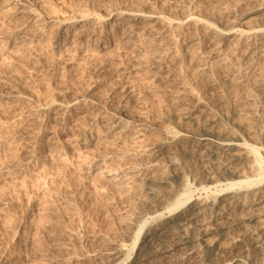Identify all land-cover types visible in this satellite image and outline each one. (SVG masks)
<instances>
[{
	"label": "rangeland",
	"instance_id": "obj_1",
	"mask_svg": "<svg viewBox=\"0 0 264 264\" xmlns=\"http://www.w3.org/2000/svg\"><path fill=\"white\" fill-rule=\"evenodd\" d=\"M123 123L140 130L119 138ZM203 124L264 159V0H0V264H109L116 244L132 251L153 175L179 168L184 186L172 178L157 192L199 203L264 175L251 157L193 146ZM148 161L143 177L115 184ZM262 213L208 216L205 238L225 251L200 264L264 262L252 241ZM156 246L146 264L178 253Z\"/></svg>",
	"mask_w": 264,
	"mask_h": 264
},
{
	"label": "bare ground",
	"instance_id": "obj_2",
	"mask_svg": "<svg viewBox=\"0 0 264 264\" xmlns=\"http://www.w3.org/2000/svg\"><path fill=\"white\" fill-rule=\"evenodd\" d=\"M204 122H206L205 119H204ZM205 124H203L205 128L204 127L201 128L202 130L200 129L201 131H199L198 134H195V135L191 134L192 136L189 135V137L192 138L193 146L196 145L197 148L198 147L204 148L206 150L205 152L207 153V155L211 158H216L218 157V155L224 154L226 156L227 161L229 162H232L234 160L237 161V159L238 161L239 160L244 161L251 157L253 164L255 166H257L260 169H264L262 168L264 167V159L262 158L260 148L258 146H255V145L241 146L239 145L238 141L235 139L234 140L229 139L225 137L226 135L223 136L217 133L218 131L217 132L210 131L211 130L210 127H209L210 128L209 130H208V127L206 129L207 124L206 125ZM138 130L140 129H137L136 127H130L128 123L127 124L125 123L124 125L121 126L119 130L120 132L119 138H122L125 140L132 139L135 136V134H137ZM187 134L183 133L182 135L187 136ZM163 146L164 144H160L159 146H156L157 147L156 150L154 149L153 150L156 153L160 151L162 152ZM235 149H238L239 151H236ZM168 164L171 166L174 164L173 158L168 159ZM144 165L146 166L145 167L143 166L140 168L139 167L135 168V166L134 167L131 166L130 168H127L124 172L120 173V177L116 179L117 182L115 184L119 187L120 186L122 187L124 184H126L125 182L127 181H132V180L134 181L135 179L140 178L141 175L143 177L146 174L145 171L147 167L148 169H150L149 167H154V166L156 167L155 163L150 164V162H149V165L148 164H144ZM228 173H229V178L235 177V173L233 171L232 172L229 171ZM172 174L173 176H170V177L168 176V178H165V177L163 178L161 176L162 179L161 177L155 178L154 175L152 177H150L151 175L149 176L150 178H148L147 180L149 181V184L147 183L148 187L146 188L147 190L146 193L148 194V196L150 195L151 197L148 198L150 200L147 201V204H146L147 209L146 211L144 210L145 212L143 211L142 213H138V214L134 213L135 218L133 219H135V222H133L134 224H132L130 229H128L130 235L135 236L136 238L134 242V247L132 251L128 252L125 248H123L122 244H116V245L114 244L115 247L109 253L110 256L108 257L107 261L105 260L107 263L109 264H146L150 260V257L154 255V254L151 255L150 251L153 249L154 245L155 246L157 245L160 247L161 253L164 255L171 254L172 251L178 252L175 254L174 258L171 261L169 260L170 262L169 264H186L187 260L194 261L193 262L194 264L195 263L200 264V262L211 260L214 255L218 253L221 254L222 251H225V249L223 250L218 245L207 242V239L205 238V234H204L205 231H203V228L205 226V219L208 216L220 217V216H223L225 213H229V214L230 213H233V214L240 213V214H243V216L247 215L246 218H248V220L254 221L255 220V218H253L254 215H256L254 216L256 218H257V215L258 216L263 215L262 212L264 211V175L258 176L256 180H252V179L241 180L240 179L241 181H237V183L230 184L225 189L224 198H222L221 200L211 199L204 203L202 202L199 203V201L197 202L196 198H193L192 195H188V194L184 195L181 199L179 198L178 201H172L174 197H176L178 194H181L180 193L182 191L181 188L173 189L175 190L173 192L171 190L172 193L169 194L170 196H167V193H169L170 191L169 192L167 191V193H163V194L157 192L158 187L162 188V186L164 187L166 185L168 186L170 181H172V178L176 179L181 186H184V179H183L184 175H182L181 170L177 168L175 172ZM161 188H160V191H161ZM166 189L168 188L166 187ZM163 212H166L168 215L166 214L164 216L165 213ZM155 217H162V218L158 220L156 223L149 224L147 227L146 233H143L142 237L139 238L141 230L145 226L146 218L153 219ZM141 223H144V225L139 226V224ZM192 228H194L198 232V235L196 237H194L195 235L192 236L191 235L192 233L190 234L189 232V230H191ZM226 228H229V227H226ZM225 229L222 226L220 228V232L224 231ZM226 231L227 230H225L224 232ZM262 231H261L262 233H259L260 235H258L257 233L258 236L257 235L252 236L254 248L256 246L260 248L261 246L259 247V245L264 244V227ZM172 239L176 240V242L173 244L174 245L173 247L171 246L168 247V245H165V243H168ZM148 253L150 254V256H148ZM261 254L264 256L262 252ZM244 258H239L235 256L229 260L223 259L222 261H219L216 264H264V262L255 263V262L249 261V259L246 260Z\"/></svg>",
	"mask_w": 264,
	"mask_h": 264
}]
</instances>
